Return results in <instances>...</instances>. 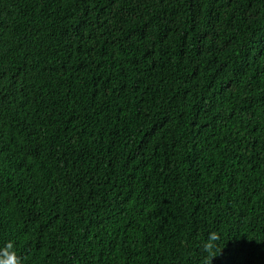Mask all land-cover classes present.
<instances>
[{
	"label": "trees",
	"instance_id": "1",
	"mask_svg": "<svg viewBox=\"0 0 264 264\" xmlns=\"http://www.w3.org/2000/svg\"><path fill=\"white\" fill-rule=\"evenodd\" d=\"M264 264V0H0V259Z\"/></svg>",
	"mask_w": 264,
	"mask_h": 264
},
{
	"label": "clouds",
	"instance_id": "2",
	"mask_svg": "<svg viewBox=\"0 0 264 264\" xmlns=\"http://www.w3.org/2000/svg\"><path fill=\"white\" fill-rule=\"evenodd\" d=\"M220 236L217 232H210L208 238L203 243V252L206 254L204 256L203 264H213V259L219 253V248L217 242L219 241ZM13 245L10 242L4 249L3 259H0V264H20L19 257L16 255L15 251L12 250Z\"/></svg>",
	"mask_w": 264,
	"mask_h": 264
}]
</instances>
